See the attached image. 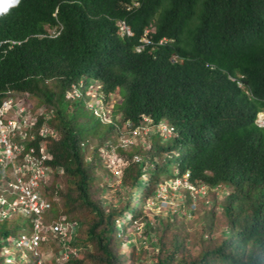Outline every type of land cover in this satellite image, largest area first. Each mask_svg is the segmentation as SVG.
<instances>
[{"label":"trees","instance_id":"obj_1","mask_svg":"<svg viewBox=\"0 0 264 264\" xmlns=\"http://www.w3.org/2000/svg\"><path fill=\"white\" fill-rule=\"evenodd\" d=\"M135 1L20 0L0 17V105L8 91L29 93L37 108L47 109L39 125L47 117L58 133L47 144L49 164L53 175L66 178L67 192L50 190L46 215L76 224L67 244L79 252L65 264L125 263L119 231L127 235L145 218V203L161 183L187 174L211 191L226 188L224 224L218 227L215 211L208 213L211 235L202 237L195 257L183 254L177 235L171 249L161 237L152 264H264V129L256 125L264 111V0ZM119 21L132 36H121ZM150 29L148 37L164 44L138 52ZM95 82L102 101L121 96L108 123L84 97H67L75 86L86 94ZM144 116L169 123L176 134L164 139L155 132L139 160L129 153L124 204L106 210L93 198L100 150ZM55 195L65 199L63 213L50 199ZM82 209L85 221L77 216ZM12 224L0 218V264L9 239L20 233V225Z\"/></svg>","mask_w":264,"mask_h":264},{"label":"rangeland","instance_id":"obj_2","mask_svg":"<svg viewBox=\"0 0 264 264\" xmlns=\"http://www.w3.org/2000/svg\"><path fill=\"white\" fill-rule=\"evenodd\" d=\"M50 32H53V30H50ZM81 95L88 103L90 109H99L100 117L104 119L105 123L111 121L114 105L121 102V96L118 95V93L113 95L108 102L102 101V97L100 98L101 91L97 82L90 86L86 94L83 95V92H80L77 97ZM74 96V93L69 94L71 99H73ZM30 100V105L33 107L38 106L35 99ZM116 117L121 120L120 113H118ZM127 127L126 125L121 130V133L116 135L115 143L112 144L108 142L100 150L102 162L96 171L98 181L93 188V198L106 210L112 207L118 208L124 204V197L127 190L122 185V177L123 170L127 166L129 153L139 155L136 156V159L142 158V154L139 153V151L141 149H148L151 142L156 137V134L152 131H149L148 134L145 135H135L133 131L129 130ZM123 139H127L130 143L123 146L126 144L123 142ZM120 148L125 149V152H120ZM45 186L47 188L43 191L46 197H50L48 195L51 193L50 190L52 188L60 189L64 193L67 192V182L62 172L52 175ZM224 189L210 191L206 197L198 198L194 204L193 200L189 203L187 195L189 197L192 196L186 190H176L173 187L166 186L165 183L160 184L156 193L145 203V218L139 220L134 226L130 227L127 235H125L122 230L118 233V238L123 241L122 248H120L119 251L125 259V263L123 264H152V257L157 255L159 251L158 240L163 237L167 249H171V242L174 235H177L184 243L183 254L187 257H195L198 255L201 251L200 242L202 237L205 233H208L206 235L210 234L207 227L211 224L213 217L212 215H208V213L215 211L217 219L216 225L218 227L224 224L220 205L226 191V188ZM161 191L167 192H165V194L161 193ZM3 196L6 198L5 194H3ZM50 199H53L56 203V208L60 213L65 211V199L62 195H55ZM215 203L216 205H214ZM189 209L190 211L192 209H197V211L196 213L192 212L190 214ZM52 213L53 212L46 215V220L49 223L56 220ZM77 214L79 217L78 219L82 221L89 219L88 213L84 209L79 210ZM3 215H6V217L10 219L13 223L12 226L15 225V223L20 225L19 235L9 239L8 246L6 248L4 247L1 254L5 258V264H34L35 259L33 253L27 247L18 246L16 243L20 240L23 233L30 234L31 221L24 218L22 214L5 213ZM129 217L130 215L128 214L125 220L127 221ZM2 219L5 218H1V220ZM169 224H174V227L169 229L164 236V230ZM217 232L215 231L214 236L218 235ZM206 241L207 243L211 242L210 239ZM61 247L59 241L51 235L49 242L42 245L40 251L45 264H65L66 261H64L60 255ZM65 248L66 251L69 249L68 246ZM131 257L133 258V263L130 262ZM86 264L91 263L86 262Z\"/></svg>","mask_w":264,"mask_h":264},{"label":"built area","instance_id":"obj_3","mask_svg":"<svg viewBox=\"0 0 264 264\" xmlns=\"http://www.w3.org/2000/svg\"><path fill=\"white\" fill-rule=\"evenodd\" d=\"M135 5H139V2L137 1ZM119 25L123 35L132 34L125 22L122 21ZM144 42L153 44L149 40ZM164 42L165 40H161L158 45H163ZM144 46H139L137 50L141 51ZM238 84L240 87L243 86L240 81ZM72 93L75 94L73 99L81 97H77L80 89L76 86L67 97L71 98L69 94ZM30 99L29 93L9 91L0 106V218H8L3 215L5 213H17L31 220V233L22 235L17 245L25 246L33 253L34 264H45L40 251L42 245L49 242L51 235L62 246L61 258L68 261L72 255L76 256L79 252L78 248L67 244L70 236L76 231V224L63 219L50 223L45 220L49 200L43 190L47 188L45 185L54 173L53 167L49 164L52 155L47 150V144L50 142L49 139L56 138L58 133L48 125L47 117L45 122L39 125V118L46 113L47 109L45 106L33 107L30 105ZM93 110L100 115L98 108ZM126 125L135 135H145L152 131L168 139L176 133L174 126L165 121L155 124L154 120L148 116L143 117L141 124L136 128L128 123ZM258 125L264 127V114L259 115ZM37 140H40L39 145H36ZM123 142L126 143L123 146L130 143L127 139H123ZM188 178L189 175H186L184 179L167 180L163 183L176 190L189 191L195 204L198 198L206 197L211 189L202 183L194 184ZM219 189L221 186L216 187L214 191ZM165 192L167 191H161V193ZM192 211L194 210L192 209L190 214ZM66 246L69 247L67 251Z\"/></svg>","mask_w":264,"mask_h":264},{"label":"clouds","instance_id":"obj_4","mask_svg":"<svg viewBox=\"0 0 264 264\" xmlns=\"http://www.w3.org/2000/svg\"><path fill=\"white\" fill-rule=\"evenodd\" d=\"M138 0H136L135 2H133V5L134 6H136L135 5V3L137 2ZM139 2V1H138ZM20 4V0H0V17H2V16H4L5 14H7V13H9V11H10V9H12V8H14V7H17L18 5ZM139 4H140V2H139ZM137 6H139V5H137ZM120 22H122V21H119L118 22V26H119V31H120V34H121V36L122 37H130V36H132V34H133V32H132V34L130 35V36H128V35H123L122 34V32H121V29H120V25H119V23ZM124 22V21H123ZM126 23V22H125ZM130 28V27H129ZM131 29V28H130ZM132 31V30H131ZM150 32H153V30H147L146 32H145V35H144V37L142 38V40H141V43L139 44V46H141V45H145L144 46V48L146 47V45H154V44H158V43H156L155 41H152L149 37H148V34L150 33ZM52 35H57V34H59V32H56L55 30H53V32H50ZM144 40H149V41H152L153 42V44H147V43H145L144 42ZM162 40H165V39H162ZM161 41V40H160ZM138 46V47H139ZM138 47H137V49H138ZM143 48V49H144ZM136 49V50H137ZM142 49V50H143ZM141 50V51H142ZM138 51V50H137ZM141 51H138V52H141ZM232 80L233 81H235V82H237V85H238V87L240 88V89H243V90H246L247 88H246V85H245V83L243 82V80H241V79H235V78H232ZM242 82V84H243V86L242 87H240L239 86V84H238V82ZM9 92V91H8ZM7 92V93H8ZM12 92V91H11ZM6 93V94H7ZM14 93H18V92H14ZM249 93V92H248ZM82 96V95H81ZM5 97H6V95H5ZM4 97V98H5ZM3 98V99H4ZM3 99H2V101H3ZM31 99L33 100V98H32V96H31ZM1 104H2V102H1ZM1 106V105H0ZM38 107V106H37ZM41 107V106H40ZM260 114H264V111L263 112H260V113H258V115H257V118H256V125L259 127V128H262V129H264V127H260L259 125H258V119H259V115ZM145 117V116H144ZM148 117H150V116H148ZM176 134V133H175ZM175 136V135H174ZM173 137V136H172ZM171 138V137H170ZM188 175V174H187ZM186 177V176H185ZM184 177V178H185ZM184 178H177V179H184ZM189 179V178H188ZM172 180H176V179H172ZM190 181V180H189ZM191 182V181H190ZM219 187V186H218ZM216 188V187H215ZM221 189H222V187H221ZM211 191V190H210ZM188 193H189V191H187ZM190 194V193H189ZM193 212V211H192ZM24 218H27L26 216H24V215H22ZM7 219H9V218H7ZM28 220H30L29 218H27ZM45 220H46V214H45ZM31 221V220H30ZM47 221V220H46ZM55 221V220H54ZM48 222V221H47ZM31 231H32V225H31V228H30V233H31ZM24 234H26V233H23L22 235H24ZM21 235V236H22ZM11 238H14V237H11ZM21 238V237H20ZM17 243V242H16Z\"/></svg>","mask_w":264,"mask_h":264}]
</instances>
